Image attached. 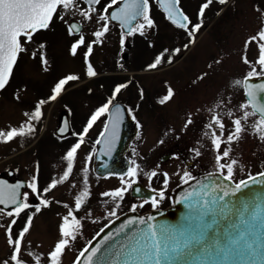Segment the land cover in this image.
<instances>
[{
	"label": "snow or ice",
	"instance_id": "obj_1",
	"mask_svg": "<svg viewBox=\"0 0 264 264\" xmlns=\"http://www.w3.org/2000/svg\"><path fill=\"white\" fill-rule=\"evenodd\" d=\"M236 4L237 0H201L195 13L190 14L184 0H0V93L6 92L16 79L25 55L36 61L43 73L50 72L48 42L36 38L55 30L57 25L72 38L68 53L73 58L82 56L83 76L91 81L100 76L91 59L94 49L102 48L113 30H118L121 53L125 52L130 38H140L149 49H154L156 54L144 70L159 71L165 66H174L193 51L208 30V11L220 17L229 10L234 11ZM154 7L176 31L179 43L160 42ZM252 11L257 27L243 39L239 55L246 71L239 76L223 75L230 54L218 53L191 80L190 86L199 88L221 76L208 100L185 111L182 133L198 128L200 135L196 140L199 146L190 147L188 155L183 157V169L172 174L159 170V165L146 169L138 163L145 157L133 149L134 158L125 171L111 169L103 177L115 175L119 179L118 187L102 191L97 197L109 223L78 250L71 264H264V171L255 175L248 172L246 179H236L238 172L244 173L248 168L240 151L241 144L253 139L264 145V5L254 4ZM33 44L34 49L30 47ZM118 67L126 71L123 63L118 62ZM82 83V76L75 72L58 78L46 95L28 104L16 124L0 127V145L24 148L29 141L36 140L38 132L42 131L39 125L45 117V107ZM134 83V79L113 82L110 94L99 100L80 130H71L69 121H63L55 138L62 143L70 133L75 142L59 158L62 171L46 185L40 184L39 159L34 161L27 182L10 183L0 179V232L8 249L7 255L0 258V264H64L67 254L84 235L86 223L98 222L90 206L93 188L89 166L97 156L112 159L126 114L135 122L137 139H142L139 130L144 125L137 118L140 105L125 107L118 101L122 91ZM136 86L139 100L143 101L145 90L139 84ZM104 87L103 83L99 84V88ZM165 89L156 101L162 106L173 102L178 95L168 81H165ZM85 91L89 96L95 95L92 87H86ZM26 95L27 86L18 84L12 100L23 105ZM65 109L72 112L67 104ZM97 121H101L102 127L93 140L90 131ZM164 143V139L158 141V144ZM89 144L90 150L83 157L77 174L80 151ZM205 152L212 156L211 169L198 173L194 169L202 167ZM174 158L180 157L174 154ZM103 167L109 169L108 163ZM141 174L148 180L154 195L142 198L141 203H132L129 211L133 215L93 244V240L114 223L112 218L119 219L118 210L129 191L140 194ZM174 176L180 185H187L175 201L185 210L180 218L157 222L154 215L137 214V209L145 205L159 209ZM156 180L161 181L159 189L151 187ZM65 185L70 197L67 201L53 195L54 190ZM30 197H35L38 203H31ZM53 206L64 211L56 213V238L45 250L43 243L29 237L38 214ZM21 219L24 222L16 231L15 226Z\"/></svg>",
	"mask_w": 264,
	"mask_h": 264
},
{
	"label": "rangeland",
	"instance_id": "obj_2",
	"mask_svg": "<svg viewBox=\"0 0 264 264\" xmlns=\"http://www.w3.org/2000/svg\"><path fill=\"white\" fill-rule=\"evenodd\" d=\"M200 2L201 0H184V5L188 13L194 14ZM254 4L264 5V0H237L235 10H229L220 17H216L213 11H208V19L206 20L209 25L208 30L200 38L193 51L174 66H165L159 71H145L144 68L146 66L140 56L131 59L128 56L123 58L122 62L126 71H122L118 66H115L111 50L116 48V38L111 35L102 48H95L91 59L100 76L98 79L91 81L83 76L84 65L82 56L78 55L73 58L69 55L68 48L72 38L66 35L61 26L57 25L55 30L38 35L36 38L38 41L46 40L48 42L47 51L52 69L49 73H43L36 61L26 55L23 57L16 79L6 92L0 93V127L8 123L16 124L22 118L21 112L25 110L28 104L37 97L46 95L50 88L54 86L56 80L64 74L69 72L78 73L82 76L84 83L71 87L67 94L63 95L62 99L45 107V117L39 125V129H42V131L38 132L36 140L29 141L24 148L16 145H0V173L4 174L6 169H11L14 171V177L22 178L27 182L30 179L34 161L39 159L42 186L46 185L50 182L51 177L58 175L62 171L59 158L64 150L75 142V138H72V140L68 139L62 143L54 140V128L57 124L59 113L65 111L72 122L73 129L80 130L88 114L94 110L97 102L101 98H105L103 93L111 91L113 82L126 79H134L135 81L128 89L123 90L120 95V99L128 103L138 101L136 95L137 84L145 88L149 96L152 95L151 92L153 90H157L158 97L162 96L166 90L165 81L170 82L178 92L173 102L168 105L158 106L156 113H148L147 110L149 109L141 105L142 110L138 111V117L144 125L139 134L142 139L136 138L132 142L130 150L126 153V158L129 161L134 158L133 149H135L140 155L145 157L143 161L138 160V163H141L142 167L146 169L159 165V170L167 171L170 174L183 169V157L188 155L190 147L199 146L196 144V140L200 135L198 128L187 134L182 133L181 128L185 111L208 100L212 96L221 76L218 75L210 79L204 87L201 85L197 88L199 89L197 93L188 89V86L191 84V80L205 68L206 63L210 62L218 53L230 54L227 57L223 75L239 76L246 71L245 66L240 62L239 55L243 39L254 32L257 27V20L252 11ZM168 32L172 35L171 38L174 43H179L176 31L168 30ZM30 47L34 49L36 45L33 44ZM101 83L105 85L103 89L99 88ZM18 84L27 86L26 103L23 105L17 104L12 100L13 90ZM86 87H92L95 95L89 96L85 91ZM149 100H144V102L148 103ZM65 104L72 109L71 113L65 109ZM170 129L175 131H169ZM165 132L169 134L165 136ZM160 139H164L165 143L158 144ZM13 147L16 148L15 152L12 151ZM90 147L91 145L89 144L80 151L76 165L77 174L82 166L83 157L90 150ZM240 151L243 153V159L247 162L248 168L244 173H237V180L246 178L248 172L255 174L264 170V145H260L253 139H247L241 144ZM163 154H169L170 156L165 162L160 161V157ZM174 154H178L180 158H174ZM211 160L212 156L205 152V155L201 158L202 167L199 170L194 169V171L203 173L205 170H210L211 164L209 161ZM53 165H56V167ZM17 168L20 169L18 172L16 171ZM89 178L93 188V199L90 206L94 209L98 222L96 224L90 221L86 223L84 235L77 240L73 251L67 254L64 264H71L78 250L108 221L104 215V208L98 203V194L119 186L118 177L97 178L91 171V164L89 166ZM138 183L150 189L149 182L143 174H141ZM178 184L179 179L174 176L167 194ZM151 187L159 189L161 181H154ZM25 190L27 189L23 191ZM53 195L60 200L67 201L70 199L66 185L54 190ZM140 199L142 198H132L128 193L124 203L118 210V215L128 212L131 202ZM30 200L33 204L38 203L35 197H30ZM167 205L165 204V208ZM58 211L63 212L64 210L53 206L50 210L42 211L35 219V228L29 239L37 243H43L45 250L56 238V223L58 220L56 213ZM23 222V219L18 221V225L15 226L16 231L19 230ZM7 252L4 235L0 232V258L6 256Z\"/></svg>",
	"mask_w": 264,
	"mask_h": 264
},
{
	"label": "water",
	"instance_id": "obj_3",
	"mask_svg": "<svg viewBox=\"0 0 264 264\" xmlns=\"http://www.w3.org/2000/svg\"><path fill=\"white\" fill-rule=\"evenodd\" d=\"M256 82H259V81H256ZM64 120H68L67 114L66 112H61V114L58 117L57 128L59 126H62ZM68 135H70V133ZM136 135H137V129H136L135 123L132 122L131 118L128 117L126 114L124 124L121 126V129H120V139L117 143L116 151L113 153L112 159L109 160L107 157H99V156L94 157L91 163L92 173L95 176L102 178L106 176L107 172L111 169H114L116 172L125 171L126 168L129 166V160L126 158V153L128 152L129 146L132 143ZM97 147L98 148L102 147V145L97 146ZM104 163H108L109 169H105L103 167ZM11 176H13V171H8L7 177L1 176L0 179L7 180L10 183H16L18 181L25 182L20 179L9 181L8 178ZM138 186L141 188V192L139 195H137L136 193L130 190L129 193L132 198H148L151 195H154V193H152L151 190L143 187L141 183H138ZM185 188H187V185L179 184L171 190L169 194L170 206L168 208L162 209V210H154L150 212H145L140 215H145V214L154 215L157 218V222L178 220L185 210L182 205L177 204L175 201L179 199L180 195L182 194ZM160 213H163V215H160ZM131 215H133V213L128 211V212H125L119 215V219H116V218L112 219L114 220V223L109 224V227L105 228V232L101 233V237H97L96 240H93V244L98 242V240L102 238V236L105 235L108 231L114 232L115 229L118 228L120 224L123 223L124 220Z\"/></svg>",
	"mask_w": 264,
	"mask_h": 264
},
{
	"label": "flooded vegetation",
	"instance_id": "obj_4",
	"mask_svg": "<svg viewBox=\"0 0 264 264\" xmlns=\"http://www.w3.org/2000/svg\"><path fill=\"white\" fill-rule=\"evenodd\" d=\"M153 16L154 18L156 19L157 23L159 24V34H158V39L160 40V42L164 43V44H173L174 43V40L171 38L172 35L170 34V32H168V30H174L164 19H163V14L162 12L158 9V8H155L154 7V10H153ZM167 28V29H166ZM170 28V29H169ZM175 31V30H174ZM113 36L116 38V48L112 49L111 52L114 56V62L113 64H115V66H118V62L119 63H123V59H121V57L123 56V58L125 56H128L130 59L131 58H137L138 56H140L143 64L146 66V64L148 62H150L153 58V56L156 54L155 53V50L154 49H149L146 45L145 42H143L140 38H135V39H132L130 38L129 42L127 43L126 45V49H125V52L124 53H121L120 52V46H119V33H118V30H113L112 33L109 34V36ZM95 51V49H94ZM124 64V63H123ZM191 83V82H190ZM208 82H205L204 84H202V86L204 87ZM188 89H190L192 92L194 93H197L199 91V89L195 88V87H191L190 85L188 86ZM145 90V88H144ZM152 95L149 96V93L146 92L145 90V98L144 100H147V99H150L148 101V103H145L144 100L143 101H140L139 100V95H138V89L136 91V95H137V100L136 102L134 103H128V102H125L124 100L120 99V95L118 96V101L123 104L125 107H128V106H134L136 104H139L140 107H139V110L138 111H141L142 108H141V105H144L146 107V109H149L147 110L148 113L150 114H153V113H156L157 109H158V106H162V105H159L158 103H156L157 99L159 98L158 97V92L157 90H153L152 92ZM165 93V92H164ZM163 93V94H164ZM110 92L109 91H105L103 93V95H105V98L107 97V95H109ZM148 95V96H147ZM129 96H130V92H129ZM128 99H130V97H128ZM98 104V102H97ZM96 104V106H97ZM61 113V112H60ZM59 113V115H60ZM58 115V117H59ZM68 115V114H67ZM139 113L137 112V118L139 119L138 117ZM58 117H57V124H58ZM69 117V116H68ZM103 119V118H102ZM70 120V119H69ZM140 120V119H139ZM134 122V121H133ZM135 123V122H134ZM57 124L55 126L54 129H56L57 127ZM70 125H71V130H74L73 129V126H72V122L70 121ZM102 127V123L101 121H98V123L96 125H94V128L90 131V137L94 140L95 137L98 135L100 129ZM140 131L139 130V134H140ZM54 134H55V130H54ZM53 134V138L54 140H57L55 138V135ZM137 135H138V130H137ZM137 135L135 136V138L133 139V141L137 138ZM72 138H75V137H72L71 135L68 136V139H71ZM68 139L64 140V141H67ZM132 141V142H133ZM132 144V143H131ZM131 147V145H130ZM130 150V148H129ZM162 157H165L166 160H162ZM169 154H163L161 155L160 157V161L161 162H165L169 159ZM173 157V156H172ZM9 170V169H6V171ZM5 171V172H6ZM6 173H4L5 175ZM3 175L2 173H0V176ZM41 176V175H40ZM14 178H17V177H14L13 178H10V180L14 179ZM169 194V193H168ZM168 194L166 193V199L161 203L159 209H163L165 208V204L167 205L168 203ZM142 202V199L140 200H136L134 202H131V203H141ZM149 210H153L150 205H145L144 208L142 209H137L138 212H144V211H149Z\"/></svg>",
	"mask_w": 264,
	"mask_h": 264
},
{
	"label": "trees",
	"instance_id": "obj_5",
	"mask_svg": "<svg viewBox=\"0 0 264 264\" xmlns=\"http://www.w3.org/2000/svg\"><path fill=\"white\" fill-rule=\"evenodd\" d=\"M40 184H41V186H42V184H43V182H42V180H41V176H40Z\"/></svg>",
	"mask_w": 264,
	"mask_h": 264
}]
</instances>
